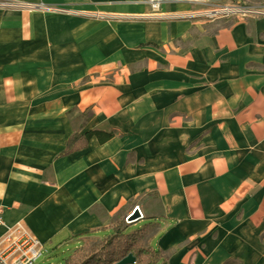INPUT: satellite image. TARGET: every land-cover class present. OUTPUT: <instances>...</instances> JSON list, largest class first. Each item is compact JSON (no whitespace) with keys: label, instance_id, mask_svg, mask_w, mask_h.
<instances>
[{"label":"crops","instance_id":"crops-1","mask_svg":"<svg viewBox=\"0 0 264 264\" xmlns=\"http://www.w3.org/2000/svg\"><path fill=\"white\" fill-rule=\"evenodd\" d=\"M15 1L71 13L0 10L5 222L69 254L135 210L131 233L148 232L157 264H264V17ZM197 8L163 0L161 12ZM106 128L105 143L60 156L73 133Z\"/></svg>","mask_w":264,"mask_h":264},{"label":"built area","instance_id":"built-area-1","mask_svg":"<svg viewBox=\"0 0 264 264\" xmlns=\"http://www.w3.org/2000/svg\"><path fill=\"white\" fill-rule=\"evenodd\" d=\"M187 1L191 4L199 5V8L191 10L188 14L181 15L161 12L163 0H147L151 10L149 17L164 20L189 18L190 20L203 21L232 16L242 20L264 17V6H252L236 0H230L226 4L212 3L211 0ZM24 8L71 13L70 10L66 9L29 5L15 0H0V10H19ZM2 211L3 209L0 206V227L3 228V234L0 237V264H36L43 253H47L44 244L23 222L7 224L3 218ZM134 211L125 220L130 221Z\"/></svg>","mask_w":264,"mask_h":264},{"label":"trees","instance_id":"trees-1","mask_svg":"<svg viewBox=\"0 0 264 264\" xmlns=\"http://www.w3.org/2000/svg\"><path fill=\"white\" fill-rule=\"evenodd\" d=\"M109 128L94 130L81 135L73 133L68 139L60 156L69 155L75 151L86 148L90 139L95 137L102 144L113 137ZM139 232L129 233L124 221H116L110 233L93 246H81L69 253L62 264H114L132 253L136 258L135 264H157L160 260L159 251L150 247L135 246ZM135 247V248H134Z\"/></svg>","mask_w":264,"mask_h":264},{"label":"rangeland","instance_id":"rangeland-1","mask_svg":"<svg viewBox=\"0 0 264 264\" xmlns=\"http://www.w3.org/2000/svg\"><path fill=\"white\" fill-rule=\"evenodd\" d=\"M246 4H248V3H246ZM249 5L260 6V5H257V4H249ZM230 18L238 19V17H235V16H232ZM217 19H220V18H217ZM217 19H215V20H217ZM162 20H164V19H162ZM167 20H170V19H167ZM195 21H197V20H195ZM198 21H201V20H198ZM208 21H212V20H208ZM136 218L137 217L131 218L130 221L124 220V223L127 226V231L129 233H131V231L136 229L134 227V225H131L137 220ZM137 232H139V235H138V238L136 240L137 243L135 244V246L136 247L137 246H139V247L141 246V247H144V248H147V247L149 248V246H148V232L142 229V230H136V231H134L132 233L135 234ZM95 244L84 245V246H93ZM67 255L68 254L65 252V250H56V248H53V249H49L48 248L47 253H43V255L37 260L36 264H62L63 260L67 257Z\"/></svg>","mask_w":264,"mask_h":264},{"label":"water","instance_id":"water-1","mask_svg":"<svg viewBox=\"0 0 264 264\" xmlns=\"http://www.w3.org/2000/svg\"><path fill=\"white\" fill-rule=\"evenodd\" d=\"M136 216H132L131 218H135ZM136 263V258L132 253H129L126 255L124 258L119 260L118 262L114 264H135Z\"/></svg>","mask_w":264,"mask_h":264}]
</instances>
